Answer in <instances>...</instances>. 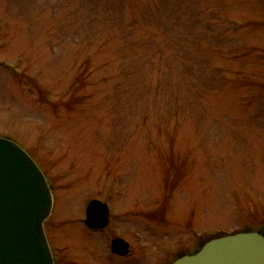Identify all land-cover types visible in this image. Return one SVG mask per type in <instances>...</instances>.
Instances as JSON below:
<instances>
[{
	"label": "rangeland",
	"instance_id": "rangeland-1",
	"mask_svg": "<svg viewBox=\"0 0 264 264\" xmlns=\"http://www.w3.org/2000/svg\"><path fill=\"white\" fill-rule=\"evenodd\" d=\"M0 137L49 182L55 264L264 232V0H0Z\"/></svg>",
	"mask_w": 264,
	"mask_h": 264
},
{
	"label": "water",
	"instance_id": "water-1",
	"mask_svg": "<svg viewBox=\"0 0 264 264\" xmlns=\"http://www.w3.org/2000/svg\"><path fill=\"white\" fill-rule=\"evenodd\" d=\"M51 207L52 194L39 166L17 143L0 137V264H54L43 227ZM84 223L105 227L108 206L89 201ZM112 249L126 255L128 243L116 237ZM172 264H264V235L244 231L215 237Z\"/></svg>",
	"mask_w": 264,
	"mask_h": 264
},
{
	"label": "flooded vegetation",
	"instance_id": "flooded-vegetation-1",
	"mask_svg": "<svg viewBox=\"0 0 264 264\" xmlns=\"http://www.w3.org/2000/svg\"><path fill=\"white\" fill-rule=\"evenodd\" d=\"M93 199H98V198H93ZM102 201H104V200H102ZM113 217H114V214H111V212L109 211V222H108V225L105 227V228H103V229H93V230H90V231H92V232H100V231H104V230H106L108 227H109V225H110V223H112V221H113ZM115 237H119V236H113V237H111V239H110V242L112 241V239L113 238H115ZM127 241V240H126ZM206 240H202L201 238L200 239H198V240H196V244H195V247L193 248V251L192 252H194V251H196L198 248H200V246L205 242ZM109 250L111 251V253H112V255L115 257V258H119V259H122V260H126V259H128L129 260V258H130V255H131V253H132V248H131V246H130V244L128 243V253L125 255V256H119V255H117V254H115L114 252H112V249L110 248V244H109ZM185 253H187V252H181L179 255H182V254H185ZM178 255V256H179ZM139 258V257H138ZM131 259V258H130ZM138 260V259H137ZM137 260H135V261H137ZM130 261H132V260H130Z\"/></svg>",
	"mask_w": 264,
	"mask_h": 264
},
{
	"label": "trees",
	"instance_id": "trees-1",
	"mask_svg": "<svg viewBox=\"0 0 264 264\" xmlns=\"http://www.w3.org/2000/svg\"><path fill=\"white\" fill-rule=\"evenodd\" d=\"M259 232H260V233H262V234H264V232H263V231H261V230H260Z\"/></svg>",
	"mask_w": 264,
	"mask_h": 264
}]
</instances>
